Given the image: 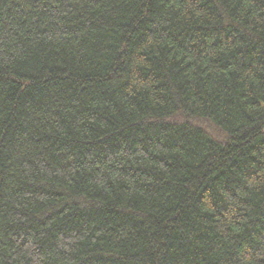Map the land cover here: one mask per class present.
Returning a JSON list of instances; mask_svg holds the SVG:
<instances>
[{"label": "trees", "instance_id": "16d2710c", "mask_svg": "<svg viewBox=\"0 0 264 264\" xmlns=\"http://www.w3.org/2000/svg\"><path fill=\"white\" fill-rule=\"evenodd\" d=\"M0 264H264V0H0Z\"/></svg>", "mask_w": 264, "mask_h": 264}]
</instances>
